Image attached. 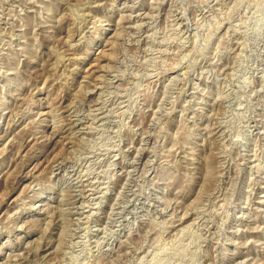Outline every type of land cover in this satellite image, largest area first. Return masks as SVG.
Listing matches in <instances>:
<instances>
[{
    "label": "rangeland",
    "instance_id": "obj_1",
    "mask_svg": "<svg viewBox=\"0 0 264 264\" xmlns=\"http://www.w3.org/2000/svg\"><path fill=\"white\" fill-rule=\"evenodd\" d=\"M0 264H264V0H0Z\"/></svg>",
    "mask_w": 264,
    "mask_h": 264
}]
</instances>
